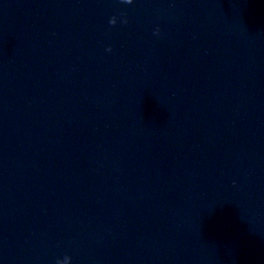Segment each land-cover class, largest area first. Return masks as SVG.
Listing matches in <instances>:
<instances>
[{
    "label": "water",
    "instance_id": "95a60500",
    "mask_svg": "<svg viewBox=\"0 0 264 264\" xmlns=\"http://www.w3.org/2000/svg\"><path fill=\"white\" fill-rule=\"evenodd\" d=\"M0 264H264V0H0Z\"/></svg>",
    "mask_w": 264,
    "mask_h": 264
},
{
    "label": "clouds",
    "instance_id": "9594fccd",
    "mask_svg": "<svg viewBox=\"0 0 264 264\" xmlns=\"http://www.w3.org/2000/svg\"><path fill=\"white\" fill-rule=\"evenodd\" d=\"M121 2H122V3H131L132 0H121ZM115 20H116V18L113 17V18L110 19L109 23H110V24H115V23H116ZM124 23H127V21L125 20ZM154 34H159V29H157V30H156V33H154ZM107 50H108V51H111V48L109 47Z\"/></svg>",
    "mask_w": 264,
    "mask_h": 264
}]
</instances>
